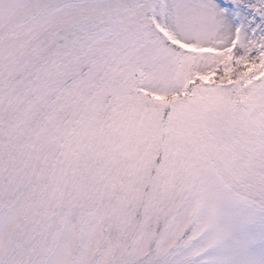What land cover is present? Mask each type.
<instances>
[{
    "label": "snow or ice",
    "instance_id": "6c2138e0",
    "mask_svg": "<svg viewBox=\"0 0 264 264\" xmlns=\"http://www.w3.org/2000/svg\"><path fill=\"white\" fill-rule=\"evenodd\" d=\"M0 264H264V0H0Z\"/></svg>",
    "mask_w": 264,
    "mask_h": 264
}]
</instances>
